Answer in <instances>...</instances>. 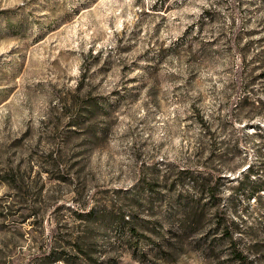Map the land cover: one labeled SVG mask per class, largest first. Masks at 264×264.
Returning <instances> with one entry per match:
<instances>
[{"label": "rangeland", "instance_id": "rangeland-1", "mask_svg": "<svg viewBox=\"0 0 264 264\" xmlns=\"http://www.w3.org/2000/svg\"><path fill=\"white\" fill-rule=\"evenodd\" d=\"M234 240L264 264V0H0V264Z\"/></svg>", "mask_w": 264, "mask_h": 264}, {"label": "trees", "instance_id": "trees-1", "mask_svg": "<svg viewBox=\"0 0 264 264\" xmlns=\"http://www.w3.org/2000/svg\"><path fill=\"white\" fill-rule=\"evenodd\" d=\"M260 190V189H259ZM120 213V218H121V221L122 222V225H124L125 227H128L129 231H134V230H138L139 228V225L138 223L135 222V220L131 217L129 218H126L127 215L125 212L123 211H119ZM236 241L234 240L233 241V244L235 245L234 246V249H233V255L236 259L240 260L241 263L243 264H250V260H249V257L246 253H244V251L236 246Z\"/></svg>", "mask_w": 264, "mask_h": 264}]
</instances>
